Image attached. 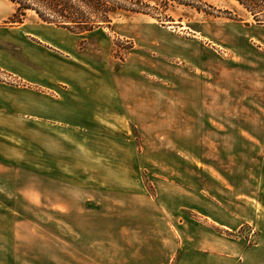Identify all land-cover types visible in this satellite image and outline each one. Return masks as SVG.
I'll use <instances>...</instances> for the list:
<instances>
[{
    "label": "crops",
    "instance_id": "obj_1",
    "mask_svg": "<svg viewBox=\"0 0 264 264\" xmlns=\"http://www.w3.org/2000/svg\"><path fill=\"white\" fill-rule=\"evenodd\" d=\"M25 39H9L25 44L20 58L0 55L8 60L0 70L27 84L0 82V178L12 164L22 165L9 136L23 132L9 123H38L56 118L60 109L59 100L42 90L58 80L45 79L43 51ZM211 55L186 52L183 60L192 67L163 75L150 67L153 77H164V86L149 82L136 90L133 81L126 87L114 81L99 89L109 94L87 98V119L115 114L128 120L148 136L146 150L163 151L162 165L173 168L171 178H150L153 195L139 178L109 184L102 178L107 191L94 216L99 221L87 222V264H264V53L253 51L227 68L210 64ZM58 73L52 69V76ZM89 131L106 143L101 127ZM107 162L101 154L95 166L107 170ZM2 215L0 208V226L7 221L16 228ZM3 233L0 227V264H10L11 244ZM41 256L39 251L38 264ZM46 262L56 264L54 257Z\"/></svg>",
    "mask_w": 264,
    "mask_h": 264
},
{
    "label": "rangeland",
    "instance_id": "obj_2",
    "mask_svg": "<svg viewBox=\"0 0 264 264\" xmlns=\"http://www.w3.org/2000/svg\"><path fill=\"white\" fill-rule=\"evenodd\" d=\"M208 1L222 12L221 18L178 10L174 14L178 26H169L150 16H122L111 28L75 35L41 22L32 12L23 25L11 24L16 7L0 0V55L20 58L25 44L9 39H25L28 34L26 42L43 51L45 79L58 80L42 90L60 103L56 118L9 123L23 132L9 136V142L18 145L17 159L22 165L12 164V170L0 178L2 217L17 224L12 229L7 221L0 226L1 236L11 244L10 264H38L39 251L44 260L40 264H47V257H54L56 264H87V222L99 221L94 216L99 215L107 191L100 184L102 178L108 184L139 178L151 195L155 190L150 178H171L173 168L162 165L165 153L146 150L143 141L148 136H141L131 122L113 112L111 118L87 119V98L109 94L102 93L101 86L109 89L114 81L123 87L133 81L136 90L149 82L164 86V77H153L149 68L163 75L171 68L176 72L186 65L192 67L183 60L186 52L203 58L213 52L209 62L220 68L229 63L239 66L253 51L264 53V25L257 24L235 0ZM5 61L0 59V65ZM57 68L58 76H52V69ZM0 82L27 85L1 70ZM100 127L107 132L106 143L99 135L87 134ZM36 148L40 155H35ZM105 153L107 170L100 171L95 163Z\"/></svg>",
    "mask_w": 264,
    "mask_h": 264
},
{
    "label": "trees",
    "instance_id": "obj_3",
    "mask_svg": "<svg viewBox=\"0 0 264 264\" xmlns=\"http://www.w3.org/2000/svg\"><path fill=\"white\" fill-rule=\"evenodd\" d=\"M16 7L11 24L23 25L29 12L41 22L75 35L111 28L122 16H150L159 23L178 26V10L193 11L206 18L219 19L222 12L208 0H9ZM259 24L264 25V0H235ZM217 13V14H216ZM237 20L236 18H229Z\"/></svg>",
    "mask_w": 264,
    "mask_h": 264
},
{
    "label": "built area",
    "instance_id": "obj_4",
    "mask_svg": "<svg viewBox=\"0 0 264 264\" xmlns=\"http://www.w3.org/2000/svg\"><path fill=\"white\" fill-rule=\"evenodd\" d=\"M247 233H248L250 236H254L256 232H255L253 229H249V230H247Z\"/></svg>",
    "mask_w": 264,
    "mask_h": 264
}]
</instances>
